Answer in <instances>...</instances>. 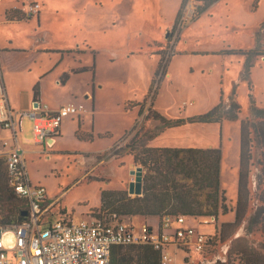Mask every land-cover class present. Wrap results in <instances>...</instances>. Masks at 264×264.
Returning <instances> with one entry per match:
<instances>
[{"label":"rangeland","instance_id":"obj_1","mask_svg":"<svg viewBox=\"0 0 264 264\" xmlns=\"http://www.w3.org/2000/svg\"><path fill=\"white\" fill-rule=\"evenodd\" d=\"M34 2L41 5L39 20L25 14L23 20H6V9H22ZM180 12L182 22L173 32ZM0 48L25 50L17 55L5 53L10 64L14 57L23 60L15 66L35 57L22 72L5 74L10 97H20L23 102L39 83L45 102L72 97L89 108L91 100L85 95L92 94L93 80H97V110L87 115L83 125L87 135L67 117L57 142L40 152L42 146L35 142L33 123L26 117L21 122L19 140L30 151L25 154L29 177L33 184L46 188L50 199H57L49 219L63 212L74 221L102 214L137 228L148 223L157 230L159 215L99 212L102 190H125L130 198L143 196L145 178L155 173L134 163L126 152L127 145L139 130L143 134L160 125L146 118L150 107L167 119H186L207 113L221 96L229 103L237 95L241 105L237 119L168 128L149 146L223 149L222 189L229 212L222 214L219 209L218 218L186 217V226L195 227L209 240L201 252L193 244L182 245L185 251L170 246L179 264H228V260L238 264L236 249L230 251L233 241L235 247L246 243L264 252L260 232L248 234L244 226L225 242L218 238L220 224L235 217L241 121L252 119V100L264 106V56L254 57L248 78L244 56L225 51L264 50V0H0ZM162 56L167 73L161 70V80L151 89ZM80 67L89 69L76 73ZM59 75L62 81L68 78L66 84L59 83ZM86 89L90 93H85ZM1 131L0 127V136L10 135ZM91 132L94 138L88 135ZM254 148L250 212L258 205L259 149ZM138 167H142L140 195L129 192L135 178L131 172ZM173 177L180 186L192 188L194 207L203 212L213 209L208 189L194 187L192 179L183 175L174 173ZM170 209L160 213H169ZM3 240L6 249L15 247L12 229H6ZM119 254L122 260L139 258L138 249H122Z\"/></svg>","mask_w":264,"mask_h":264},{"label":"trees","instance_id":"obj_2","mask_svg":"<svg viewBox=\"0 0 264 264\" xmlns=\"http://www.w3.org/2000/svg\"><path fill=\"white\" fill-rule=\"evenodd\" d=\"M23 12L20 9H8L6 18L8 20H23ZM181 12L176 19L173 32L177 30L182 22ZM10 50H4L9 52ZM14 54L23 52V49H12ZM226 54H241L244 56V74L250 77L253 59L256 56H264V50L260 48L248 51L228 49ZM35 57L32 56L17 67H10L11 70H23ZM162 56L156 66L151 80V89L161 80L160 71L167 73V62ZM9 66L11 65L8 61ZM13 68V69H12ZM159 76V77H158ZM34 99L40 95L39 83L33 88ZM149 96L144 99L147 101ZM252 119L241 121L240 127V152H239V178L238 193L233 211V221L222 222L218 230V238L221 242L230 239L236 231L244 226L246 233L260 232L262 237L261 247L264 248V106H259L252 100ZM241 112V105L235 95L229 103H225L223 96L220 102L207 113L186 119H167L160 112L149 108L147 119L153 118L159 121L160 125L151 130L141 132L139 130L127 145V154L131 155L133 162L148 169L154 170V175L144 180L143 196L130 198L125 190L101 191L99 212L105 210L112 212H124V214H150L159 215L161 219L165 216H177V212L185 217L196 218L214 216L218 218L219 209L222 214L229 212L226 202L225 191L221 187L222 168V147L208 148H157L149 146V142L157 137L162 131L168 128L177 127L195 122L222 121L224 118L237 119ZM142 113V109H140ZM254 147L259 149L258 156V205L254 211H249L251 190L249 187L251 168L254 166ZM174 173L192 179L194 187L201 190L208 189L207 198L213 209L203 212L194 207L191 193L192 188L180 186L181 184L173 177ZM28 201L18 196L9 184L6 172L5 159L0 158V225L12 226L20 223L28 212ZM170 207L169 213H160ZM63 214H65L63 212ZM102 215V214H101ZM97 216V215H95ZM238 244V243H237ZM138 249V257L135 260L143 261L145 264H159V252L150 246H141ZM236 249L238 264H264V252L246 243L238 245L232 243L231 249ZM229 251V252H230ZM119 252L113 253V262L123 258ZM185 263V259L183 260ZM228 264H231L228 260Z\"/></svg>","mask_w":264,"mask_h":264},{"label":"built area","instance_id":"obj_3","mask_svg":"<svg viewBox=\"0 0 264 264\" xmlns=\"http://www.w3.org/2000/svg\"><path fill=\"white\" fill-rule=\"evenodd\" d=\"M40 9V3L34 2L25 4L20 10L30 18L37 16ZM85 111L83 104L68 103L51 110L48 104L40 101L30 109L15 111L10 108L6 93L0 94V127L10 133L7 137L0 136V147L8 151L5 157L7 177L14 192L29 205L20 223L0 225V264H145L140 260L113 262L114 252L141 246H150L159 252V264H179L170 253V246L185 251L182 245L193 244L197 251H203L208 237L195 227L186 226V217L181 214L158 220L157 230L148 223L137 228L101 214L80 221L69 219L63 213L57 218H48L57 199H50L45 187L31 183L24 158L14 146L22 131L21 122L29 118L35 142L50 147L60 135L64 119ZM8 228L16 236L12 250L5 248L3 240Z\"/></svg>","mask_w":264,"mask_h":264},{"label":"crops","instance_id":"obj_4","mask_svg":"<svg viewBox=\"0 0 264 264\" xmlns=\"http://www.w3.org/2000/svg\"><path fill=\"white\" fill-rule=\"evenodd\" d=\"M16 6H14V8H15ZM10 9V8H9ZM8 9H6V11H7ZM40 14H41V12L36 16L37 17V19L39 20V18H40ZM5 16H6V12H5ZM33 17H35V16H33ZM33 17H31V18H33ZM30 18V19H31ZM6 20H8L7 18H6ZM7 49H9V48H0V94H2L3 92H5L6 93V95H7V98H8V102H9V106H10V108L11 109H13V110H15V111H21V110H26V109H30L31 107H33L34 105H36V102L37 101H40L41 103H46V104H48L49 105V107H50V109L51 110H57L58 108H60L61 106H63V105H65V104H68V103H76V104H83L84 106H85V108H86V111L85 112H83V113H81V114H77V115H69L68 117H71L70 118V120L73 122H76L77 123V125H78V129L80 130V131H83V133H85L86 135H87V130H84V127H83V125H84V122H85V120L87 119V115L88 114H91V115H94L95 113H96V110H97V96H96V90H95V86H96V82H97V80H96V78H94V80H93V84H92V94H86L85 96H86V99L88 98V99H90L91 101V103H90V105H89V108L85 105V103L84 102H77V100L76 99H73L72 97L71 98H67V99H65L64 101H62V102H52V101H50L49 103H47V102H45L44 100H43V92H42V90L40 89V95H39V97H38V99L37 100H35L34 99V94H33V92L34 91H32L31 92V94L29 95V98L27 97V99L25 100V102H23L22 101V99L20 98V97H18V99L15 97V98H11L10 97V93H9V87H10V84H9V82H8V77L5 75V74H17V73H19V72H22V70H11L10 69V67H17V66H15V63H17L19 60H21V59H17V57H14V59L13 58H11V60H12V64H11V66H9V64H8V61H9V56L8 55H5V53H10V52H12L11 50L12 49H9L10 51L9 52H4V50H7ZM13 49H19V48H13ZM24 50V49H23ZM23 52H25V50L23 51ZM18 54V53H17ZM16 54V55H17ZM15 55V56H16ZM21 61H23V60H21ZM19 63V62H18ZM95 64H94V69H95ZM13 69V68H12ZM87 69H89V68H87V67H80V68H77V70H75V72L76 73H78V72H83V71H86ZM95 71V70H94ZM59 77V83H62L63 85L64 84H66V81H67V79L68 78H66V79H64L63 78V81L61 80V75H59L58 76ZM100 87H101V85L100 84H98ZM35 86V85H34ZM34 88V87H33ZM90 93V90H88V89H86V91H85V93ZM88 95H90V96H88ZM76 98V97H75ZM91 117V116H90ZM89 117V118H90ZM67 118V117H66ZM28 120H30L29 118H28ZM65 120V119H64ZM31 121V120H30ZM32 122V121H31ZM64 122V121H63ZM62 127H63V123H62V126H61V130H60V135L58 136V137H60L61 136V133H62ZM83 128V129H82ZM2 131L3 132H5V131H8V130H4V129H2ZM1 131V132H2ZM9 132V131H8ZM89 132V131H88ZM22 134V131H20L19 132V134H18V138H19V135H21ZM88 135H91V137L92 138H94V133L93 132H91V133H88ZM2 137H6V136H2ZM57 139V138H56ZM55 142H57V140L55 141ZM39 145H41V144H39ZM15 146V148L22 154V156H23V158H24V161H25V154L27 153V152H30L29 151V149H26L25 147H23L22 146V144L20 143V140H18V143L16 144V145H14ZM42 146V149L40 150V152H46L47 151V149H46V146L47 145H45V144H43V145H41ZM208 147H214V146H207V147H204V148H208ZM222 151H223V149H222ZM7 150L6 149H4V148H2V147H0V158H3V159H5V157H6V154H7ZM25 163H26V161H25ZM222 165H223V156H222ZM31 180V179H30ZM31 183H32V181H31ZM33 184V183H32ZM221 186H222V188H223V182H222V168H221ZM234 220V219H233ZM233 220H230V221H233Z\"/></svg>","mask_w":264,"mask_h":264},{"label":"water","instance_id":"obj_5","mask_svg":"<svg viewBox=\"0 0 264 264\" xmlns=\"http://www.w3.org/2000/svg\"><path fill=\"white\" fill-rule=\"evenodd\" d=\"M131 173L135 175V178L130 183L129 192L140 195L143 192L142 167H138L137 170H132ZM26 214L27 212L24 213V215Z\"/></svg>","mask_w":264,"mask_h":264}]
</instances>
